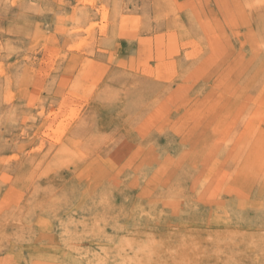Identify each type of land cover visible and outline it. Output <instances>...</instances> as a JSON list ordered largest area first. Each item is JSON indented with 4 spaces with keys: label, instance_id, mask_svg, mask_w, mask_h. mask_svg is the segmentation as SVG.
Here are the masks:
<instances>
[{
    "label": "rangeland",
    "instance_id": "374dc122",
    "mask_svg": "<svg viewBox=\"0 0 264 264\" xmlns=\"http://www.w3.org/2000/svg\"><path fill=\"white\" fill-rule=\"evenodd\" d=\"M0 264H264V0H0Z\"/></svg>",
    "mask_w": 264,
    "mask_h": 264
}]
</instances>
